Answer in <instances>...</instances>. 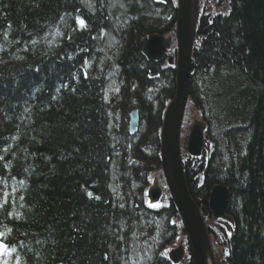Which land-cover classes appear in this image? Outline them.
<instances>
[{
  "label": "trees",
  "instance_id": "trees-1",
  "mask_svg": "<svg viewBox=\"0 0 264 264\" xmlns=\"http://www.w3.org/2000/svg\"><path fill=\"white\" fill-rule=\"evenodd\" d=\"M174 3L0 0V233L14 249L0 264H172L176 209L149 208L143 191L175 70L141 48L173 33ZM196 34L187 87L208 144L185 159L186 184L205 209L213 185L230 192L218 264H264V0L206 7Z\"/></svg>",
  "mask_w": 264,
  "mask_h": 264
},
{
  "label": "water",
  "instance_id": "water-1",
  "mask_svg": "<svg viewBox=\"0 0 264 264\" xmlns=\"http://www.w3.org/2000/svg\"><path fill=\"white\" fill-rule=\"evenodd\" d=\"M197 21V0H177V18L175 23L176 66L175 94L166 106L160 131V164L170 199L173 202L185 233L193 264H215L206 226L197 203L192 199L182 170L179 150V132L181 121L188 100L187 80L190 72L193 41ZM169 43L158 35H150L142 46V54L148 60L163 57ZM136 111L130 114L129 128L133 131L137 125ZM205 125L195 120L187 138L186 150L190 156H201L204 145ZM160 188L153 185L147 192L149 202L157 201ZM230 192L225 185L211 187L207 209L212 218L231 222L227 214ZM178 249L172 254L175 261L181 254Z\"/></svg>",
  "mask_w": 264,
  "mask_h": 264
},
{
  "label": "rangeland",
  "instance_id": "rangeland-1",
  "mask_svg": "<svg viewBox=\"0 0 264 264\" xmlns=\"http://www.w3.org/2000/svg\"><path fill=\"white\" fill-rule=\"evenodd\" d=\"M217 1L219 2V4H221L223 1H225V0H208L207 1V7H210V8H215V6H216V3H217ZM208 83H209V80H208ZM107 90V94H109L110 95V99H112V100H114L116 97V94H119L118 93V90H115V86H108V88L106 89ZM243 100V99H242ZM242 100H241V102H242ZM234 103H237L236 104V106H238V103L239 102H237V100L236 101H233ZM112 106H114L115 108H117V106H116V104L113 102L112 103ZM111 114H112V111H111ZM111 118H112V126H113V129H115L114 131L116 132V133H118L117 131H118V124L119 123H117V125H116V123L114 122V114H112L111 115ZM194 118H198L197 117V114L195 113V112H193V109H189L188 110V112H187V114H186V116H185V121H184V127H183V129H184V131L186 130V126H188V128H187V130L190 128V125H191V121H192V119H194ZM143 123V122H142ZM228 123V122H227ZM144 124V123H143ZM229 124V123H228ZM120 127V126H119ZM135 134V133H134ZM140 149L141 150H147L146 149V147L143 145V144H140ZM164 201V198L162 199V202ZM179 235V234H178ZM182 238H183V236H182ZM182 240V239H181ZM181 240H179V241H177V240H175L174 241V243L173 244H171V246H169L170 248H165V252L168 250V251H171V250H173V249H175V248H177V247H179L178 245L181 243Z\"/></svg>",
  "mask_w": 264,
  "mask_h": 264
},
{
  "label": "snow or ice",
  "instance_id": "snow-or-ice-1",
  "mask_svg": "<svg viewBox=\"0 0 264 264\" xmlns=\"http://www.w3.org/2000/svg\"><path fill=\"white\" fill-rule=\"evenodd\" d=\"M77 22L83 27L86 26L85 21L82 18H77ZM85 76H87V74L85 73ZM57 91H59L57 89ZM27 110V109H26ZM0 159H2V157H0ZM155 206V205H153ZM3 233H0V256H3L5 254L11 255V252L14 251V249H10L9 246L3 242Z\"/></svg>",
  "mask_w": 264,
  "mask_h": 264
}]
</instances>
